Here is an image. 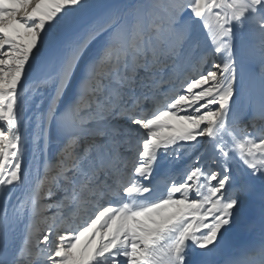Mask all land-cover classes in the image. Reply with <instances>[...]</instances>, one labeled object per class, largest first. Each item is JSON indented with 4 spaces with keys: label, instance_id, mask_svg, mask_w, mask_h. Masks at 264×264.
Wrapping results in <instances>:
<instances>
[{
    "label": "snow or ice",
    "instance_id": "snow-or-ice-1",
    "mask_svg": "<svg viewBox=\"0 0 264 264\" xmlns=\"http://www.w3.org/2000/svg\"><path fill=\"white\" fill-rule=\"evenodd\" d=\"M0 264H264V0H0Z\"/></svg>",
    "mask_w": 264,
    "mask_h": 264
}]
</instances>
